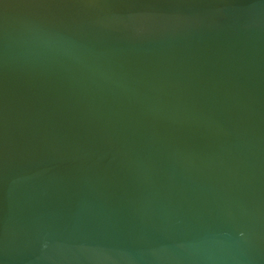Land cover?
<instances>
[{"label": "water", "instance_id": "obj_1", "mask_svg": "<svg viewBox=\"0 0 264 264\" xmlns=\"http://www.w3.org/2000/svg\"><path fill=\"white\" fill-rule=\"evenodd\" d=\"M0 264H264V0H0Z\"/></svg>", "mask_w": 264, "mask_h": 264}]
</instances>
